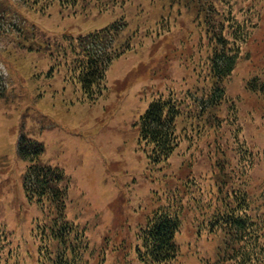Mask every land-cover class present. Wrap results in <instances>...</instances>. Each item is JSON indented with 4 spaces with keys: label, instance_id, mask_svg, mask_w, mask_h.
I'll return each mask as SVG.
<instances>
[{
    "label": "rangeland",
    "instance_id": "rangeland-1",
    "mask_svg": "<svg viewBox=\"0 0 264 264\" xmlns=\"http://www.w3.org/2000/svg\"><path fill=\"white\" fill-rule=\"evenodd\" d=\"M115 1L0 0V223L13 231L17 237L14 243H18L29 238L33 221L41 217L37 205L28 202L22 190L27 161L18 156L16 147L24 135L41 141L43 161L59 166L68 177V218L96 224L91 229L96 241L108 232L109 251L104 261L93 259L87 264H141L135 254L137 226L162 203L154 191L164 198V194H176V189L183 203L181 215L185 216L176 237L182 253L175 264H203L205 260L217 264L221 239L217 227L209 224L210 217L217 215L218 193L214 187L218 170L213 165L216 145L209 143L212 129L196 128L193 139L187 137L178 146L179 154L160 167V175L155 167L149 168L144 145L138 142L139 116L151 97L165 88L191 100L183 106V116L199 122L195 114L200 109L191 96L197 93L200 98L201 86H207L206 58L210 52L205 55L207 48L196 45L204 31L202 14L196 10L199 2L182 7L176 1L156 0L155 8H148L149 0H136L131 5ZM218 1L211 0L210 8L215 3L222 8ZM223 1L231 4L238 21L251 16L254 26L248 29L249 34L259 39L247 41L243 52L248 51L245 57L251 61L239 62L225 84L230 101L224 105L231 103L236 114L239 109L241 137L247 140L249 152L258 153L245 175H240L242 164L236 166V158L227 153L232 164L229 170L235 168L227 187L259 193L264 182V100L263 95L248 91L245 83L250 78L264 82V47L262 52L257 50L259 42L264 43V0ZM138 3L141 9L147 8L144 18L135 14L140 10L135 7ZM99 4L101 9H97ZM160 5L166 8L167 31H141L132 35L128 46L133 26L147 21L151 29L156 26L150 19L160 13ZM177 8L181 13L175 17ZM249 8L253 9L250 13ZM123 13L130 25L118 43L129 48L108 65L92 94H85L77 80L84 56L72 50L76 37L106 27ZM253 13L257 14L254 18ZM254 19L259 20L256 23ZM144 34H150L151 39ZM227 113L231 115L222 109L221 116ZM208 115L205 111L202 120ZM179 123L185 133L191 132L190 122ZM223 130L229 138L227 129ZM163 172L168 174L166 184L157 177H163ZM189 173L197 177V184L180 189ZM153 175L157 178L152 179ZM207 185L211 189L199 191ZM249 213L254 215L253 229L259 230L264 224V203L252 200ZM27 246L34 260V247Z\"/></svg>",
    "mask_w": 264,
    "mask_h": 264
},
{
    "label": "trees",
    "instance_id": "trees-1",
    "mask_svg": "<svg viewBox=\"0 0 264 264\" xmlns=\"http://www.w3.org/2000/svg\"><path fill=\"white\" fill-rule=\"evenodd\" d=\"M124 1H128L131 5L136 0ZM170 1L179 2L178 4L182 7H186L187 4L191 5L194 1L199 2L196 10L198 14H202L204 31L202 29V39H198L196 45L198 49L207 48L205 55L210 51L206 58L207 86H201L203 92L200 98L197 97V93H193L191 96L200 109V112L195 114L196 118H199V122L196 124L188 120V116H183L182 108L189 105L191 100L189 102L186 98H180L173 90L166 91V88L162 92L155 93L139 118V144L144 145L145 154L150 164L149 168L155 167L160 175L162 173L160 167H165L174 154H179L178 146L187 137L193 139L196 128L199 130L212 129L214 134L209 143L217 146H214L217 157L213 165L218 170L217 181L214 184L218 193L217 209L215 210L217 215L210 217L209 224L217 227V234L221 239L217 245V264H264V230L262 232L264 224L255 231L252 223L254 215L249 213L252 209V200L258 204L260 200L264 203V182L259 186L262 188L259 193H250L249 189L243 192L241 189L227 187L235 169L233 167L229 170L232 164L226 157L227 153L231 152L233 159L236 158V166L239 163L242 164L241 168L244 171H241L240 175H245L254 156L258 155L256 152H249L251 149H248L245 144L247 140L245 141L241 137L240 131L243 126L241 123L237 124V119L240 118L239 109L236 114L234 108L230 107L231 103L227 107L224 105L226 101H230L226 92V81L231 77L239 62L251 61L249 56L245 57L248 51L243 52L244 46L247 45V41L258 42L259 40L255 37L252 38L249 34L248 29L254 26L250 24L252 18L249 16V19L238 21L231 4L223 0L218 1L222 8H219L216 3L214 7L210 8L213 4L211 0ZM94 2L97 3L96 0ZM115 2L112 7L115 6ZM170 4L168 3V5ZM147 5L148 8H155L156 0H149ZM101 6L102 4H99L97 9H101ZM135 7L141 10L135 14L143 17L142 14H145L147 8L141 9L139 3ZM159 7L160 13L150 19L156 26L151 29L148 21L143 26H133L132 33L128 37V46L132 35L141 34V31L155 34L167 31L169 23L164 14L166 8L165 5ZM178 10L180 9L177 8L175 17L181 13ZM252 11L253 9L249 8V13ZM255 16L257 14L253 13L252 17ZM254 20L257 23L259 19ZM129 25L127 15L123 13L119 19L114 20L107 27L77 39V49L84 56L77 80L85 94H92L103 80L105 70L113 58L128 50L127 45L118 42ZM197 27L201 30V26ZM144 37L151 39L150 34H144ZM259 45L260 49L257 50L262 52L264 43L260 41ZM77 49L75 47L72 50L76 52ZM179 61L186 63L185 59L179 58ZM196 65L191 67V71ZM257 83V78H255L248 81L245 88L252 93L263 95L264 100V85L262 87ZM186 93L187 91H185ZM186 97H188L187 94ZM220 109L221 112L222 109L229 111L231 115L227 113L226 117L221 116ZM205 111L210 115L202 120L201 116ZM179 121L190 122L191 132L185 133L184 128L180 127ZM224 127L227 129L229 138L225 136ZM16 152L18 156L27 161L22 183L24 196L28 202L37 205L41 217L33 221L27 235L29 238L22 239V242L18 243H14V239L17 237L13 231L6 224L0 223V264H87L93 259H96V263L100 259L103 262L109 251L108 232L103 235L100 242L96 241L92 238L91 230L97 227L96 224H89V226L87 222L78 223L79 221L74 218H68L66 209L68 207L69 180L62 168L43 161L45 153L43 143L22 135L17 141ZM181 165L179 168H183ZM189 166L191 168V165ZM163 173V177L158 174L157 177L158 180L166 184L169 181L166 179L168 174L167 172ZM151 178L156 179L154 175ZM196 179L194 173L187 174L182 187L179 188L187 190V186L190 187L193 183L197 184ZM209 188L211 189L210 185L200 186L199 191L204 192ZM178 192L179 190L176 189L174 191L176 194L163 193L164 198L160 193L154 192L159 201L162 199V203L146 217L142 226L139 227L140 224L137 226L134 234L137 242L135 254L141 264L178 263L182 250L176 237L182 229V221L185 216L181 215L183 203L177 195ZM221 193H223L222 196L219 195ZM255 216L257 218V215ZM262 221L264 223V219ZM27 240L30 242H26ZM27 243L34 247V260L30 259L32 252L28 249ZM205 261L203 264H210Z\"/></svg>",
    "mask_w": 264,
    "mask_h": 264
}]
</instances>
